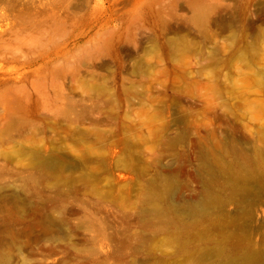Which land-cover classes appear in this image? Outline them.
Wrapping results in <instances>:
<instances>
[{
	"label": "rangeland",
	"instance_id": "374dc122",
	"mask_svg": "<svg viewBox=\"0 0 264 264\" xmlns=\"http://www.w3.org/2000/svg\"><path fill=\"white\" fill-rule=\"evenodd\" d=\"M0 264H264V0H0Z\"/></svg>",
	"mask_w": 264,
	"mask_h": 264
}]
</instances>
